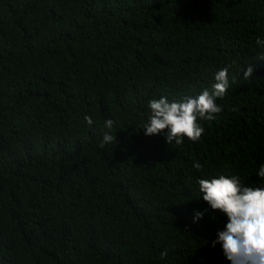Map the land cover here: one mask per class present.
Here are the masks:
<instances>
[{
    "label": "trees",
    "instance_id": "16d2710c",
    "mask_svg": "<svg viewBox=\"0 0 264 264\" xmlns=\"http://www.w3.org/2000/svg\"><path fill=\"white\" fill-rule=\"evenodd\" d=\"M257 37L264 0H0V264H230L196 181L257 182ZM227 66L199 142L144 135L150 100L211 91Z\"/></svg>",
    "mask_w": 264,
    "mask_h": 264
},
{
    "label": "clouds",
    "instance_id": "9594fccd",
    "mask_svg": "<svg viewBox=\"0 0 264 264\" xmlns=\"http://www.w3.org/2000/svg\"><path fill=\"white\" fill-rule=\"evenodd\" d=\"M256 44L264 47V39L257 37ZM229 68L224 67L215 73L211 91L205 89L197 96H184L178 101L170 102L163 96L150 100V116L141 126L144 135H158L167 129L165 138L169 145H182L185 138L199 142L205 132L200 121H212L222 111L217 98L223 99L227 94ZM252 72L253 68L249 67L244 78L247 79ZM85 121L89 126L93 124L91 116H85ZM113 124L111 119L105 121L107 129ZM111 143H118L116 136L105 132L99 147ZM194 167L203 173L200 162H195ZM254 175L258 179L251 185L246 184V178L240 174L203 173L196 181L200 197L210 209L227 217V223L218 230L211 246L220 244L230 264H264V161L254 169ZM203 216L204 212L197 211L193 222ZM164 255L166 253L162 252L161 256Z\"/></svg>",
    "mask_w": 264,
    "mask_h": 264
}]
</instances>
